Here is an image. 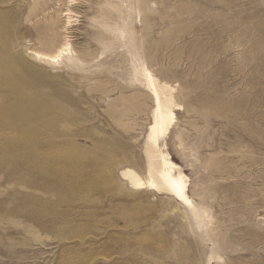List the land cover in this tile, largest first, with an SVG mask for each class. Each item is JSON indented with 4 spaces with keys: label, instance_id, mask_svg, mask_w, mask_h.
Here are the masks:
<instances>
[{
    "label": "rangeland",
    "instance_id": "obj_1",
    "mask_svg": "<svg viewBox=\"0 0 264 264\" xmlns=\"http://www.w3.org/2000/svg\"><path fill=\"white\" fill-rule=\"evenodd\" d=\"M136 59L195 221L120 175L146 178ZM0 264H264V0H0Z\"/></svg>",
    "mask_w": 264,
    "mask_h": 264
},
{
    "label": "bare ground",
    "instance_id": "obj_2",
    "mask_svg": "<svg viewBox=\"0 0 264 264\" xmlns=\"http://www.w3.org/2000/svg\"><path fill=\"white\" fill-rule=\"evenodd\" d=\"M68 50V44L65 43L50 55L37 52H33V54L38 60L49 64H59L67 55ZM135 61L136 63L132 64L133 77L148 91L154 105L151 112L152 121L148 127L145 140L146 178L145 180L141 179L130 169L123 170L120 175L134 189H148L169 195L195 221L199 219V209L188 195V179L179 172L178 166L173 163L169 154L160 148V142L165 140L174 121V110L178 108L174 100L173 89L158 81L141 59ZM162 147L165 148V145Z\"/></svg>",
    "mask_w": 264,
    "mask_h": 264
}]
</instances>
